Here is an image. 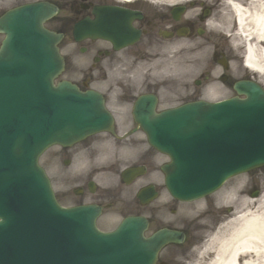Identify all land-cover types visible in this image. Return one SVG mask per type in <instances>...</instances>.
<instances>
[{"label":"flooded vegetation","instance_id":"flooded-vegetation-1","mask_svg":"<svg viewBox=\"0 0 264 264\" xmlns=\"http://www.w3.org/2000/svg\"><path fill=\"white\" fill-rule=\"evenodd\" d=\"M41 0H0L1 13H5L14 8L33 4ZM45 4L54 6L56 13L45 20L44 26L50 30L60 32L63 35V40L67 37V33L72 38V29L74 25L85 19L93 17V7L100 5V28L103 30L105 26L113 28V35L117 42H126V46L119 49L114 48V44L109 40L100 38L97 41L87 40V45H100L95 47L92 57L93 63L91 66L97 65L96 73L100 75V92L103 94L104 101L108 108L112 107L115 119H134L132 116V105L138 95L141 93H149L150 84L131 83V85L123 84L133 74L125 73L134 63V67L130 70H136L139 66L141 73L147 74L152 68L147 67V62L150 60L162 61L167 47V42L176 41L180 37L178 32H184L186 29L187 37L198 33V27L206 23L210 9H202L199 13H190L191 9L182 5L180 10L173 12L174 4H169L168 0H42ZM138 32V38L133 40L132 33L135 35ZM205 31H202V33ZM207 38V37H205ZM84 48V47H79ZM88 49V47H86ZM69 55L68 52H66ZM220 54V53H218ZM216 56V54L214 55ZM66 67L69 66L68 56L64 58ZM158 65V64H156ZM155 70H158L157 67ZM92 68L85 69L82 74L90 75ZM135 76V75H134ZM128 77V78H126ZM142 87L143 91L135 92L134 87ZM157 90V88H153ZM110 105V106H109ZM135 125L132 124L121 134L128 132ZM116 137L109 133H100V137L85 139L76 146L68 148H60L59 151H54L49 162L67 163L68 159L76 163H84L86 159L94 158L100 154V162L95 163L94 160L87 164L89 171H94L100 167V198H98L100 206V222L107 219L109 213L112 215L121 214V216L133 215L132 210L137 208L148 207L147 222L151 232L160 228H168L184 232L182 218L175 217H158L155 214V209L150 205L141 206L136 198V184H126L121 178L119 186L109 183L104 187L101 184L104 181L105 175L110 177L117 172L120 157L116 150L123 145H134L139 147L140 151L135 155V159L152 163V150L145 147V141L141 137ZM123 140V141H121ZM110 148L115 149V153ZM110 151V155L105 159L104 150ZM103 155V158H102ZM104 160H108L105 163ZM140 164V163H139ZM146 166V165H145ZM90 173L88 172L82 180L81 191L79 195H84L83 191L90 190L89 185ZM144 184H149L144 183ZM144 184H141L144 186ZM140 188V187H139ZM124 194V199L120 194ZM170 199L166 197L162 204L165 205ZM178 205L176 201L171 203V212H175V207ZM108 219V223H110ZM185 236V235H184ZM182 244L167 245L161 251L160 255L166 264L174 263L175 259L182 255L179 250H173L174 247H183ZM175 258V259H174Z\"/></svg>","mask_w":264,"mask_h":264},{"label":"bare ground","instance_id":"bare-ground-1","mask_svg":"<svg viewBox=\"0 0 264 264\" xmlns=\"http://www.w3.org/2000/svg\"><path fill=\"white\" fill-rule=\"evenodd\" d=\"M173 3H183L187 0H169ZM230 15L218 13V20L223 25L225 20L230 19L224 30L228 31L232 27H237L234 37L245 42L244 62L254 71L264 76V0H222ZM217 17L215 20L217 21ZM217 21V22H219ZM234 24V25H233ZM171 46V44H168ZM173 56H168L166 72L170 76L169 82L163 83L171 85L174 81L179 89L186 86V77L204 68L210 63L207 58V51L204 42L196 41L185 43L184 47L177 50ZM175 64L180 67L181 73L178 76L172 74ZM219 84L214 80L209 82L210 91L216 89ZM239 182L245 183L242 179ZM264 190V184L262 186ZM242 185H234L230 190L232 196L240 205H235L232 220H228L231 215L224 214L211 224L206 234V240L200 246V254L191 264H264V198L261 200L242 201ZM223 199L229 198L228 192L222 191ZM240 198V199H238ZM258 203L256 209L250 210Z\"/></svg>","mask_w":264,"mask_h":264},{"label":"water","instance_id":"water-1","mask_svg":"<svg viewBox=\"0 0 264 264\" xmlns=\"http://www.w3.org/2000/svg\"><path fill=\"white\" fill-rule=\"evenodd\" d=\"M32 28L34 29L33 31H31L30 28H28L30 31L28 30L27 34L21 35L19 39L18 36H15L13 39H10L9 45L8 44L6 45V41H4L0 49V63L5 59L3 57L6 54L10 53V55H12L13 51H15L16 49L23 50L28 55V57L27 56H24L23 58L12 57V59L8 61V68H9L8 71H11L10 73H8L9 75L8 79L16 81L15 74L17 73L18 69L21 68L24 73H27L26 75L30 76L29 84H33L34 86L38 87L37 95L41 97L40 99L42 100L43 104H45V102H50L53 105H57L58 107H60V109L58 111H55L56 118L58 117V118L67 119V121H65L66 127L62 125L61 128H56L53 132L49 130V132L46 133L42 138V140L40 141V144L32 149L33 150L32 154L35 155L34 157H32L31 166L33 169L36 170V166H37L36 158L44 148H46L52 143L68 144L80 138H83L85 135L98 131L104 128L105 126H107L106 124L110 123L111 119H100V112H93L91 110L92 112L91 117H94L95 119H92V121L89 124V127L87 128V125L85 123V118L88 115L89 109L87 108L85 101H81V100L67 101V98L65 96H58V94H56L57 92L52 93L50 91L52 88V78L57 73V71L51 73V71H54L53 58L56 65H58L57 68L58 70L60 69L61 66L60 57L58 56L57 50L54 46L56 40L55 38H53L52 34L46 32L39 25L38 27H36L37 29H35V27ZM89 31L93 32L91 28H89ZM44 36L49 37L51 39L49 50L51 51L52 55L45 54L44 51L42 50V46L45 45L44 43L45 40H43ZM35 48H40L39 51L40 57L37 56L36 52L33 50ZM242 86L247 94L253 93L255 90L258 89L254 85H242ZM62 88L69 89L71 87H69L68 85H63ZM94 95L97 96L96 94ZM97 99L99 100L98 96ZM201 106L205 107L206 105L201 103L200 107ZM62 108L63 111H61ZM98 109L99 111L101 109L100 100H99ZM137 120L141 121V119H137ZM154 120L155 119H152V121ZM144 126L146 127V122L144 123ZM158 135L162 136V132L159 131ZM159 136L157 137V135H155L156 140L153 143L160 148H165L163 144H159L161 140ZM9 148L10 146L8 144L7 149L9 150ZM16 148H17L16 150H19L20 145L17 146ZM7 149L3 148L2 150H0V152L3 153L5 157L7 154H9ZM20 154L21 152L17 151L16 157L19 156ZM263 162L264 159L260 160L259 162H256L255 165L261 164ZM22 173L25 175L28 174L26 170H24ZM198 193L180 192L178 193V195L179 197L182 198H190L191 196H195ZM139 237L141 238L140 232H139ZM142 240L145 247L147 249L150 248L151 250L153 242L145 239Z\"/></svg>","mask_w":264,"mask_h":264},{"label":"rangeland","instance_id":"rangeland-1","mask_svg":"<svg viewBox=\"0 0 264 264\" xmlns=\"http://www.w3.org/2000/svg\"><path fill=\"white\" fill-rule=\"evenodd\" d=\"M216 6H217V10L218 11H216V13H220L221 11L223 12V13H226L228 16L231 14L230 13V11L228 10V8L224 5V4H222V0H220L219 1V3H217L216 5H215V8H216ZM222 12L220 13V14H222ZM217 21H219L218 20V17H217ZM229 21H231V16H230V19H229ZM228 20H225V24L223 25V23H222V21L220 22L219 21V30H217V32L220 34L219 35V38H218V41H217V44L218 45H220L221 47H223V48H225V39H226V36H225V34L224 33H227V32H231L232 33V31L229 29V31H228V28H227V30H224L223 28L224 27H227V25H228V22H229ZM227 31V32H226ZM228 38L227 39H229V36H227ZM1 42H2V40H0V44H1ZM244 43H243V41L242 40H240L239 38H232L231 37V49H232V51L233 52H235V53H237V54H239V55H242L243 54V49H244V47L242 46ZM78 57H82V56H80L79 55V53H78V55H77ZM80 62H82V60L80 59ZM83 63V62H82ZM264 81V80H263ZM92 84L93 85H96L97 84V81H96V75H94L93 76V80H92ZM172 89H174V87L172 88ZM163 92V91H162ZM177 93H180V91L179 92H177ZM163 95H164V92H163ZM227 95V93L226 92H223V91H219V92H216L215 93V96L216 97H224V96H226ZM164 97V96H163ZM165 99V98H164ZM161 103H162V101H161ZM119 120H122V119H119ZM50 152H47L43 157H41V162L45 165L46 164V160H45V158H46V156L49 154ZM63 171L65 172L66 171V169L65 168H63ZM253 172H255V173H252V174H250L249 176H246V178H249L250 179V181L248 182V186H247V191H248V193H249V191L250 190H252L253 188H255V189H258V190H260L261 191V187H260V185L263 183L264 184V168H262L261 170H256V171H253ZM51 174V173H50ZM63 191H65V188H63V187H60V185H59V187H57V193L59 194V195H61L62 194V192ZM100 192V190L98 191V193ZM249 196V195H248ZM249 198V197H248ZM208 202H209V200H208ZM152 206H158L157 205V203H154ZM192 207V206H191ZM195 211H197V210H195ZM194 217V215H193V213H189L187 216H185L184 217V222L185 223H187V222H191V224L190 225H192V229H190V233H194L193 235L196 237V238H198L199 237V235L200 234H202V232H203V230L204 229H202L201 227H198V224L199 223H197L195 220H191V221H189L188 219H192Z\"/></svg>","mask_w":264,"mask_h":264}]
</instances>
